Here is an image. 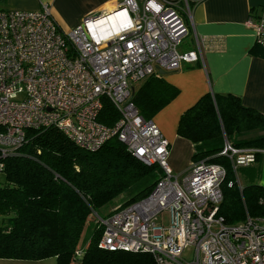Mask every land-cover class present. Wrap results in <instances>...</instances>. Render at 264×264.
Here are the masks:
<instances>
[{"label": "built area", "instance_id": "1", "mask_svg": "<svg viewBox=\"0 0 264 264\" xmlns=\"http://www.w3.org/2000/svg\"><path fill=\"white\" fill-rule=\"evenodd\" d=\"M179 9L177 0H121L69 32L59 29L47 5L0 9V156L15 155L28 129L56 128L86 151L116 136L134 158L157 165L161 176L144 198L105 215L92 212L102 227L99 248L147 252L156 264H264V218L228 225L217 215L226 167L200 159L187 173H175L168 139L132 101V86L158 69L203 60L204 39L196 34L195 48H179L189 33ZM245 23L264 47V8ZM106 100L119 113L112 126L99 120ZM258 153L264 149L224 140L219 155L236 174L229 186L242 188L237 171L255 163ZM190 247L193 260L186 261Z\"/></svg>", "mask_w": 264, "mask_h": 264}, {"label": "trees", "instance_id": "2", "mask_svg": "<svg viewBox=\"0 0 264 264\" xmlns=\"http://www.w3.org/2000/svg\"><path fill=\"white\" fill-rule=\"evenodd\" d=\"M252 51L264 59V47L255 43ZM178 92L157 72L138 83L132 101L144 118L152 119ZM118 118L106 100L99 120L112 126ZM176 133L192 142L193 161L207 159L226 167L217 212L226 224L264 217V186L251 178L241 189L235 182L229 186L236 174L230 160L219 155L225 138L235 146L264 149V113L244 105L236 94L208 92L182 112ZM0 167L5 174L0 184V258L54 257L56 264H75L84 227L93 221L79 264H156L147 252L98 247L102 227L92 212L122 194L127 198L121 205L144 198L161 176L157 165L134 158L116 136L86 151L56 128L28 129L18 154L0 156Z\"/></svg>", "mask_w": 264, "mask_h": 264}, {"label": "crops", "instance_id": "3", "mask_svg": "<svg viewBox=\"0 0 264 264\" xmlns=\"http://www.w3.org/2000/svg\"><path fill=\"white\" fill-rule=\"evenodd\" d=\"M119 1L0 0V9L39 10L47 5L59 29L69 32L83 18ZM135 1L141 4L144 0ZM177 1L189 29L179 48L181 51L195 48L196 34L204 39L203 60L185 63L178 70L161 74L179 92L152 120L169 141L168 160L171 168L183 175L193 162L194 147L190 140L177 135V124L182 112L203 94H236L244 105L264 113V59L252 51L255 45L254 32L245 23L250 16L258 17L264 8V0H188L191 19L183 10V0ZM186 38L189 41L184 42ZM137 85L134 84V88ZM52 258H0V264H56L55 258Z\"/></svg>", "mask_w": 264, "mask_h": 264}, {"label": "rangeland", "instance_id": "4", "mask_svg": "<svg viewBox=\"0 0 264 264\" xmlns=\"http://www.w3.org/2000/svg\"><path fill=\"white\" fill-rule=\"evenodd\" d=\"M185 41H189V38H186L184 40V42ZM19 153H20V151H19ZM16 154H18V151ZM258 158H259L258 161H256L255 163H252L249 166L239 167L237 174H238V179L241 182V186L246 184L250 178L253 179V181H255V183H259L262 186H264V153H261ZM251 174L253 175V178L251 177ZM235 178H236V176H235ZM4 182H5V174L0 171V184H3ZM126 198H127V196L125 194H122L119 197L115 198L111 203L106 205V207H103V208L97 210V212L100 215H105V214L111 212L117 206L121 205V203ZM256 218H259V217H256ZM262 218H264V217H262ZM94 228H95V224L93 221H89L86 223L84 230L82 232V235H81L79 247H78L77 251L75 252V254H77L78 251L82 253L83 248L87 245L89 239L91 238V235L93 233ZM81 256H76V257L79 259V257H81ZM193 256H194V249H193V247H190L184 251L182 257L186 261H192ZM52 259H54V258H52ZM78 259L75 261V264H79Z\"/></svg>", "mask_w": 264, "mask_h": 264}, {"label": "water", "instance_id": "5", "mask_svg": "<svg viewBox=\"0 0 264 264\" xmlns=\"http://www.w3.org/2000/svg\"><path fill=\"white\" fill-rule=\"evenodd\" d=\"M158 72L160 73V74H164V70H162V69H158ZM134 90H135V88H134V85L132 86V93H134Z\"/></svg>", "mask_w": 264, "mask_h": 264}]
</instances>
